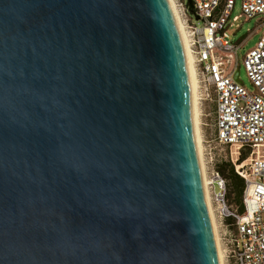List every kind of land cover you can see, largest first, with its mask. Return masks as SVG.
I'll list each match as a JSON object with an SVG mask.
<instances>
[{
    "label": "water",
    "instance_id": "obj_1",
    "mask_svg": "<svg viewBox=\"0 0 264 264\" xmlns=\"http://www.w3.org/2000/svg\"><path fill=\"white\" fill-rule=\"evenodd\" d=\"M0 264H221L170 0H0Z\"/></svg>",
    "mask_w": 264,
    "mask_h": 264
},
{
    "label": "built area",
    "instance_id": "obj_2",
    "mask_svg": "<svg viewBox=\"0 0 264 264\" xmlns=\"http://www.w3.org/2000/svg\"><path fill=\"white\" fill-rule=\"evenodd\" d=\"M194 57L199 89L214 98L216 134L212 141L232 148L235 172L244 180V211L227 206L228 182L212 165L207 176L211 203L216 204L224 229L220 241L228 264H264V0H241L248 18L260 17L262 35L243 58L254 87L235 79L240 71L239 52L228 27L237 0H173ZM198 18V19H197ZM246 159L240 160L242 155Z\"/></svg>",
    "mask_w": 264,
    "mask_h": 264
},
{
    "label": "rangeland",
    "instance_id": "obj_3",
    "mask_svg": "<svg viewBox=\"0 0 264 264\" xmlns=\"http://www.w3.org/2000/svg\"><path fill=\"white\" fill-rule=\"evenodd\" d=\"M259 20L260 17L248 19L241 11V0H237L235 10L231 18V25L227 29V32L229 33L231 40L233 42L239 43L244 41V44L239 52V60H240L239 79L250 90H254V87L252 86L247 76L246 70L243 66V58L249 50H251L257 45L262 35L263 29L259 27L260 26ZM198 97H199L198 109H199V120H200L199 127H200V134L202 140L203 158H204L206 174L207 176H209L210 169L212 165H214L215 163L226 161V162H230L234 166L233 162L231 161L233 149L225 146H221L216 142L212 141L216 134L215 116H214V109H215L214 98L213 97L206 98L204 94L201 93L199 86H198ZM207 179L209 178L207 177ZM209 195H210V190H209ZM210 203H211V197H210ZM227 206L233 210L237 209V207L234 204H230L228 200H227ZM211 207L213 209V213L215 216L218 235L220 239V234H221L220 231L224 229V227L221 224V217L218 212L217 205L211 203ZM220 245L223 252L224 264H228L229 259H228L227 249L225 248L224 244L221 243V241H220Z\"/></svg>",
    "mask_w": 264,
    "mask_h": 264
},
{
    "label": "bare ground",
    "instance_id": "obj_4",
    "mask_svg": "<svg viewBox=\"0 0 264 264\" xmlns=\"http://www.w3.org/2000/svg\"><path fill=\"white\" fill-rule=\"evenodd\" d=\"M175 14H176V18L178 21V25L180 28V32L182 35V39L184 42V46H185V50H186V55H187V59H188V64H189V69H190V74H191V79H192V86H193V104H194V123H195V132H196V139H197V145H198V152H199V158H200V165H201V170H202V175H203V181H204V189H205V194H206V198H207V202H208V206H209V210H210V215H211V219H212V223H213V228H214V232H215V237H216V242H217V246H218V251H219V255H220V261L221 264H224V257H223V252L221 249V245H220V239H219V235H218V229H217V224H216V220H215V216L213 213V209L211 207V203H210V195H209V190H208V179H207V174H206V169H205V164H204V158H203V149H202V140H201V134H200V127H199V109H198V78H197V73H196V69H195V65H194V57L191 53V50L189 48V42L188 39L186 37V33L185 30L183 28V24L180 20V17L178 15L177 12V8L175 7L174 1L170 0Z\"/></svg>",
    "mask_w": 264,
    "mask_h": 264
},
{
    "label": "trees",
    "instance_id": "obj_5",
    "mask_svg": "<svg viewBox=\"0 0 264 264\" xmlns=\"http://www.w3.org/2000/svg\"><path fill=\"white\" fill-rule=\"evenodd\" d=\"M246 159V155H242L240 160ZM218 170L228 182L227 200L230 204H234L239 212L244 211L243 193L244 180L236 172L234 166L230 162L223 161L218 164Z\"/></svg>",
    "mask_w": 264,
    "mask_h": 264
}]
</instances>
